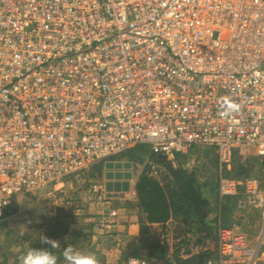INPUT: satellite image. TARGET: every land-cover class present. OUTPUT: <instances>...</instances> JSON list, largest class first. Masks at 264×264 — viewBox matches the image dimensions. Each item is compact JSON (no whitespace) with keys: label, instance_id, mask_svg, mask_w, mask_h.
I'll return each instance as SVG.
<instances>
[{"label":"built area","instance_id":"1","mask_svg":"<svg viewBox=\"0 0 264 264\" xmlns=\"http://www.w3.org/2000/svg\"><path fill=\"white\" fill-rule=\"evenodd\" d=\"M140 144L173 166L202 146L220 168L264 158V0H0V217ZM217 195L261 223L218 226L204 264H264L261 181L220 175Z\"/></svg>","mask_w":264,"mask_h":264},{"label":"trees","instance_id":"2","mask_svg":"<svg viewBox=\"0 0 264 264\" xmlns=\"http://www.w3.org/2000/svg\"><path fill=\"white\" fill-rule=\"evenodd\" d=\"M212 151L215 153L213 148ZM239 152L241 154L239 148H233L229 170H226L224 165L222 168L218 166L215 153L212 160L214 170L208 179L200 178L195 170L185 169L179 160L180 154H175L173 157L175 166L167 160H157V155L152 154L143 144L119 154L127 155L135 162L144 161V164H147L144 171L139 173L134 181L135 203L132 204L129 201L127 203V206L135 207L140 214L139 235L149 236L152 230L149 226L151 224L162 225L161 229L165 230L166 223L167 225L172 223L173 230L176 232L172 238L170 250L166 242L161 243L155 238L144 244L149 248L146 256H142L139 249H134L130 253L123 254V261L125 262L129 257H156L172 264H204L208 258L213 257L216 254L217 227L223 226L225 215L233 207V198L219 199L217 195V182L220 175L234 178L257 177L255 172L258 173L264 169V159L261 157L242 159ZM102 165L98 163L91 169L101 170ZM150 165L161 166L162 169L157 172L159 174L152 175L149 172ZM16 209L15 204H10L7 208L8 212L6 210L2 217H6L9 212H15ZM71 210V207H68L65 213L60 212L61 216L57 215L53 219L48 218L40 223L43 226L46 225L44 227L45 236L51 239L62 240L64 233L70 232L67 243L61 247L66 245L74 247L79 236H87L86 233H82L83 227L74 228L81 223L74 222L69 228L70 221L66 219L73 217ZM38 242L37 248L48 247V245L41 244V241ZM55 254L59 257V250H55ZM62 260L63 258L60 257L58 263ZM11 264H16V262Z\"/></svg>","mask_w":264,"mask_h":264},{"label":"rangeland","instance_id":"3","mask_svg":"<svg viewBox=\"0 0 264 264\" xmlns=\"http://www.w3.org/2000/svg\"><path fill=\"white\" fill-rule=\"evenodd\" d=\"M180 155L179 160L184 165V168L195 170L196 175L202 179H208L214 170L212 160L215 153L210 147H195L186 154ZM113 160L132 162L134 166L132 170L134 181L139 173L147 167L144 161L135 162L130 160L127 155H118ZM92 167L89 168V173H86L83 182H70L64 184L58 190H52L51 188L47 191L31 193L12 202L17 206L16 211L9 212L4 218L0 217V264H11L14 262L18 264V256L30 248H37V243L40 241L38 238L40 233L45 235L44 227L46 225L43 226L40 223H43L48 218L53 219L57 215L61 216L60 212L65 213L68 207H71L73 215L71 219H66V221H70L69 228L73 226L74 222L81 223L74 228L83 227L82 233L87 234L86 237L79 236L73 248L82 252H94L100 264H125L122 259L123 254L130 253L134 249H139L140 254L146 256L149 248L145 247L144 244L151 242L155 238L161 243L166 242L169 250L171 249L172 238L176 233L173 230L172 223H168L165 230L157 227L151 230L149 236H140L137 233L134 238L122 227H120L121 229H116V226H113L112 220L109 221V219L115 214L116 210L114 209V204L110 205V202L106 200L103 194V186L109 181L104 173L108 168L106 165H102L101 170L91 169ZM161 169V166L158 165L149 166V172L152 175ZM92 184H98L102 191L99 194L90 192ZM132 190L134 192V189ZM128 195L130 196L131 193H127ZM128 198L127 200H130L131 197ZM115 208H118V206H115ZM127 209H129V206ZM21 231L25 233L23 236L20 235ZM64 234L65 236L62 240L55 238V240L60 242L61 246L67 243L66 240L70 232L68 231L67 234ZM139 242L142 243L139 244ZM58 264H64L63 260Z\"/></svg>","mask_w":264,"mask_h":264},{"label":"crops","instance_id":"4","mask_svg":"<svg viewBox=\"0 0 264 264\" xmlns=\"http://www.w3.org/2000/svg\"><path fill=\"white\" fill-rule=\"evenodd\" d=\"M238 154L241 157L240 152ZM251 157L254 158L261 157V159H264L261 155H258L253 150H249L247 159ZM109 164L113 166L109 167ZM106 166L108 170L104 171L105 176L107 177L108 175H111L112 178L111 181L109 182L107 181L105 183L104 186L106 191H104L103 194L106 200L110 202V205H112V203L114 204V209L116 210L115 214H113L110 217L109 221L112 220V223L114 224L113 226H116V229L118 228L121 229L120 227H122V229L127 230V232L130 233V235H132L134 238L136 237L135 235L138 233L140 214L135 207L130 206L129 209H127L128 201L131 202L132 204L135 203V194L134 192H132L133 191L132 186L134 182L132 170L134 169V166L132 162H122V160H111V162L106 164ZM230 168H231V162L229 168L225 167V169L229 170ZM255 173L257 174V178L261 181L262 185L264 186V169L258 173L257 172ZM228 178H234V177H228ZM124 182L128 183L127 190H124V185H123ZM129 192L131 193V195L127 196V193ZM128 197H131L130 200H127L129 199ZM115 206H118V208H115ZM260 223L261 220L258 211L252 209H248L246 211L238 210L235 207L234 199H233V207L229 210L228 214L225 215V218L222 222L223 226H230L232 224L238 225L240 227V230L245 232V234H247V236L249 237L255 234V232L258 230L260 226ZM149 226L151 227V229L162 227V225H158V224H151Z\"/></svg>","mask_w":264,"mask_h":264},{"label":"clouds","instance_id":"5","mask_svg":"<svg viewBox=\"0 0 264 264\" xmlns=\"http://www.w3.org/2000/svg\"><path fill=\"white\" fill-rule=\"evenodd\" d=\"M238 109L234 103H226L223 108V114L229 116ZM25 233L20 232L23 236ZM41 244L48 247L30 248L28 251L18 256V264H58L60 257L63 258L64 264H100L94 252H82L76 250L71 245L61 247L58 240L51 239L40 233L38 237ZM59 250V257L55 254Z\"/></svg>","mask_w":264,"mask_h":264},{"label":"water","instance_id":"6","mask_svg":"<svg viewBox=\"0 0 264 264\" xmlns=\"http://www.w3.org/2000/svg\"><path fill=\"white\" fill-rule=\"evenodd\" d=\"M156 159H157V160H165L164 157L161 156V155H157ZM112 166H113V165H110V164H109V167H112ZM111 178H112L111 175H108V176H107V179H108L109 181H111ZM109 181H108V182H109ZM107 185H108V184H107ZM116 185H117V184H116ZM123 185H124V190H127V188H128V183H127V182H124Z\"/></svg>","mask_w":264,"mask_h":264}]
</instances>
